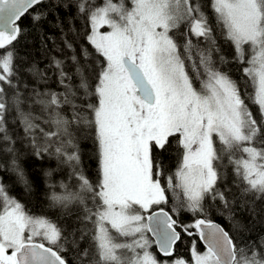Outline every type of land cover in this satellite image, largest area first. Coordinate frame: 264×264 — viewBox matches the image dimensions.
<instances>
[{"label":"snow or ice","instance_id":"snow-or-ice-1","mask_svg":"<svg viewBox=\"0 0 264 264\" xmlns=\"http://www.w3.org/2000/svg\"><path fill=\"white\" fill-rule=\"evenodd\" d=\"M41 2L0 0V139L11 142L5 119L12 89V103L37 155L55 144V154L72 165L77 177V191L62 185L65 191L52 192L50 200L63 207L78 204L85 227L69 231L47 217L30 215L0 183V264H68L62 255L65 245L75 249L78 264H168L149 251L146 233L156 237L161 253L172 256L181 239L177 221L162 207L143 213L166 204L169 190L177 198L182 195L183 206L193 213H204L206 200L220 202L231 213L226 167L241 195L264 200V0H210L215 20L235 50L232 60L241 66L244 89L216 66L230 61L220 54L202 0H77L90 26L86 39L98 59L89 62L87 49L83 63L73 55L71 74L63 61H55L64 91L34 90L43 120L20 110L13 83L17 55L9 47L21 31L17 21ZM182 26L180 44L176 32ZM104 27L108 30L101 31ZM32 71L46 79L39 69ZM246 100L256 106V114ZM64 106L71 107L70 117ZM37 120L55 130L45 131ZM73 124L94 132L95 183L80 170L69 131ZM37 133L43 145L37 144ZM170 138L176 139L181 157L162 186L156 153L167 150ZM12 167L24 181L15 159ZM182 227L188 235V228H195L206 244L204 252L193 245L191 264H264V238L240 247L210 220ZM89 237L91 244L80 248ZM171 264L188 261L177 258Z\"/></svg>","mask_w":264,"mask_h":264},{"label":"trees","instance_id":"trees-1","mask_svg":"<svg viewBox=\"0 0 264 264\" xmlns=\"http://www.w3.org/2000/svg\"><path fill=\"white\" fill-rule=\"evenodd\" d=\"M96 2L99 3L100 0H96ZM202 3L205 7H211L210 0H202ZM34 16H39V19H34ZM209 20L214 28L216 42L221 49L220 54L230 61L223 65L217 63L216 66L221 71L237 72L239 68L235 67L232 60L235 54L233 46L225 40L215 18H209ZM19 27L21 31L17 39L9 46L15 50L17 55L15 61L16 77L13 79V83L17 85L22 101L20 110L24 113H32V115L43 120L46 119V116L42 114L40 105L34 103L37 99L34 90L38 92L64 91L63 86L59 83L55 61H63L65 71L71 74L74 71L71 60L73 55H76L83 63L85 59L83 56L84 49H87L89 53L87 57L89 62L98 59V54L86 39V33L90 31V26L85 17L78 11L77 0H43L21 17ZM183 31L184 29L181 28L176 32V39L180 44H183L181 36ZM68 43L72 44L71 48L67 47ZM213 59L218 61L219 54L214 55ZM34 68L43 72L46 79H41L32 71ZM74 82H78L76 78H74ZM197 86H199L198 83ZM12 97L13 90L9 89L7 92L9 109L6 113L5 128L11 137L13 151L11 153L6 151L9 146L3 145L5 152L4 155L0 154V181L6 184V177L1 172L7 165L13 168L12 160L15 159L17 165L23 170L24 181L27 182L28 187L15 172L10 179V194L18 197L28 209L43 213L44 217L62 228L75 231L85 227L79 219L83 216V210L78 204L70 203L67 207H63L54 205L49 199V194L51 195L52 192L65 191L62 185H66L69 192L78 190V180L73 175L72 165L65 163L63 157H58L55 154V144L49 151H42L37 155L35 146H30L29 138L32 141L33 137L22 131L24 124L12 103ZM64 107V114L70 117L71 107ZM41 120L36 122L41 123V127L45 131L55 130L54 128L50 129ZM69 131L72 133L73 143L77 146L80 156V170L91 182L95 183L99 173L94 132L86 126L76 124H73ZM36 139L39 145H43L45 142L39 133H37ZM170 140L171 143L166 151H157L156 153L157 160L162 166L163 175L160 177L162 186H166L167 177L175 173L181 157V150L175 144L176 139L170 138ZM231 181H229V190L232 195L229 196V199L234 201L231 213L220 202L211 200L205 201L204 213H193L183 206L182 195L177 198L169 190L167 192L168 202L165 206L171 212L173 219L177 221L181 239L177 241L174 252L168 259L158 255L152 240L149 251L158 260H166L169 263L171 258H178L182 251L192 248L193 245L200 246L201 241L195 228H188L192 233V235H188L182 227L192 225L196 219L200 218L217 220L225 227L230 228L235 239L243 247L247 246L249 242L260 240L264 234V200L255 199L250 193L241 195L239 188L233 185ZM91 206L90 203L89 207ZM251 209L255 211H250ZM86 227L91 229L93 226L88 223ZM90 244L91 239L89 237L87 241L81 240L79 246L84 248ZM62 255L68 264H78L74 248L69 246L68 252H62Z\"/></svg>","mask_w":264,"mask_h":264},{"label":"bare ground","instance_id":"bare-ground-1","mask_svg":"<svg viewBox=\"0 0 264 264\" xmlns=\"http://www.w3.org/2000/svg\"><path fill=\"white\" fill-rule=\"evenodd\" d=\"M42 1H43V0H42ZM204 11L206 12L207 15H209V18H215L214 14H213V12H212L211 7H204ZM19 21H20V20H19ZM19 21L17 22L18 26H19ZM19 28H20V27H19ZM181 28L184 29L183 26H182ZM107 30H108L107 27H104V28L101 29V31H107ZM193 40H194V42H195V38H193ZM234 65H235V67L239 68L238 71H237V72H236V71L233 72V71L229 70L227 73L231 76V78H232L233 80L237 81V82L240 84V86H241L242 89H244V88H245V81H244V79H243V73H242V71H241V66H240L237 62H235V61H234ZM245 66H246V65H245ZM224 72H225V71H224ZM248 91H251V89L249 88ZM246 103L249 104V107L251 108V110L253 111V113L256 114V113H257V108H256V106L252 105V104H251L249 101H247V100H246ZM22 131L25 133V126L22 127ZM0 135H2V134H0ZM29 140H30V146H32L33 143H32V141H31L30 138H29ZM175 144L177 145V143H175ZM3 145H5L6 147H7V145H8L9 147H11V145H12V141H11V142H6V141H3L2 139H0V154H1V155H4V152H5V150L3 149ZM177 146H178V145H177ZM178 147H179V146H178ZM43 152H45V151H43ZM222 163H223L224 165H227V160H224ZM222 170L225 172L226 177L228 178V180L231 181V180H232V175H231L230 167L223 168ZM1 173H2V175H4V176L6 177V184H3V185L5 186L6 191L9 193V187H10V184H11V183H10V179L12 178V174L15 173V171L13 170V168H11V167H9V166L7 165V166L3 169V171H2ZM0 183H2V182L0 181ZM250 194H251V193H250ZM9 195L12 196V197H14L16 200L18 199V200L20 201V199H19L18 197L14 196L13 194H10V193H9ZM251 195H252V194H251ZM254 198H255V199H258V198H256L255 196H254ZM49 199H50V194H49ZM20 202H21V201H20ZM21 203H22V205H24L23 202H21ZM160 206H161L162 208H166L165 204H162V205H160ZM24 209H25L30 215H33V216H44L43 213L38 212V211H35V210L28 209V207H26L25 205H24ZM145 216H147V215H145ZM200 219H202V218H200ZM206 220H210V221H212L213 223L220 225L225 231H227V232L229 233V235L232 237V239L234 240V242H235L238 246L243 247L242 244H241L240 242H238V241L235 239V237L233 236V233L231 232L230 228H228L227 226L225 227L222 223H220V222L217 221V220H212V219H206ZM176 230H177L178 232H180V229H179L178 226H177ZM195 230H196V229H195ZM196 231H197V230H196ZM197 233H198V231H197ZM180 234H181V233H180ZM146 236H148L150 239L153 240V236L151 235V233H146ZM198 236H199V234H198ZM262 238H264V234H263V237H262ZM199 239H200V241H201V245H200V246H195V247H196L197 251H199V252H204V251L206 250V244L203 242V240H201L200 237H199ZM176 243H177V242H176ZM175 245H176V244H175ZM175 245H174V247H173V252H174ZM65 248H66V250H65L64 252H68V250H69V246L65 245ZM192 248H193V247H192ZM192 248L182 251L181 254H180V256H178V258H183V259H185L186 261H188V264H191V262H192V255H191V250H192ZM158 255H159L160 257H162V258H165V259H168V257H170V256H163V255H160V254H158ZM156 258H157V257H156ZM176 259H177V258H176ZM157 260H158V259H157ZM173 260H175V259H174V258H171V260H170L169 262H172ZM158 261H166V260H158Z\"/></svg>","mask_w":264,"mask_h":264},{"label":"water","instance_id":"water-1","mask_svg":"<svg viewBox=\"0 0 264 264\" xmlns=\"http://www.w3.org/2000/svg\"><path fill=\"white\" fill-rule=\"evenodd\" d=\"M25 14H26V13H25ZM20 19H21V18H20ZM20 19H19V20H20ZM19 20H18V21H19ZM18 21H17V22H18ZM154 211H157V210H154ZM164 211H165V212H168V211L165 210V209H164ZM152 212H153V211H152ZM168 213H169V212H168ZM149 214H151V212H150ZM149 214H148V215H149ZM169 214H170V213H169ZM170 215H171V214H170ZM151 235H152V233H151ZM152 236H153V235H152ZM153 240H154V242L156 241V237H155V236H153ZM203 242H204V241H203ZM204 243H205V242H204ZM155 246H156V251L158 252V254L165 256L163 253H161V252L159 251V248H158V245L156 244V242H155Z\"/></svg>","mask_w":264,"mask_h":264},{"label":"rangeland","instance_id":"rangeland-1","mask_svg":"<svg viewBox=\"0 0 264 264\" xmlns=\"http://www.w3.org/2000/svg\"><path fill=\"white\" fill-rule=\"evenodd\" d=\"M189 231V230H188ZM190 232V231H189ZM147 238L149 239V237L147 236ZM37 239H39V238H37ZM150 241V240H149ZM183 250H184V248H183ZM168 264H171V262H169Z\"/></svg>","mask_w":264,"mask_h":264}]
</instances>
